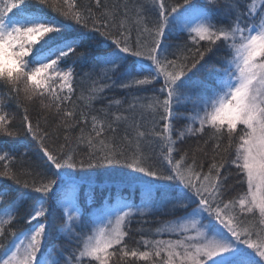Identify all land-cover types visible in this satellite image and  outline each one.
<instances>
[{
  "label": "snow or ice",
  "instance_id": "snow-or-ice-1",
  "mask_svg": "<svg viewBox=\"0 0 264 264\" xmlns=\"http://www.w3.org/2000/svg\"><path fill=\"white\" fill-rule=\"evenodd\" d=\"M0 187V264H264V0H0Z\"/></svg>",
  "mask_w": 264,
  "mask_h": 264
},
{
  "label": "trees",
  "instance_id": "trees-1",
  "mask_svg": "<svg viewBox=\"0 0 264 264\" xmlns=\"http://www.w3.org/2000/svg\"><path fill=\"white\" fill-rule=\"evenodd\" d=\"M214 63H215V58L213 57L211 60H209L208 64L205 65L204 69H202L201 72L198 73V75H202L208 68L212 67V65ZM116 95L119 96V95H122V93H116ZM3 194H4L3 188L0 187V195H3ZM102 195L103 194L99 190H97V192H96V204L93 207L99 206L101 199H102ZM5 198L7 199L8 197H5ZM30 205H31V202H26L24 207L21 208L20 214L23 215L28 210ZM53 215H54L55 220H54V222L52 224V228H51V237L47 243L50 245H55L57 248H59L60 246H62L64 244L63 239L57 238V227L60 223V218L62 215L61 210L59 208L55 209ZM177 215H181V213H177ZM137 219H139V218H137ZM145 219L148 221H151V223L144 225V227L155 229L156 227L159 226L157 223L158 220H160V219H171V217L147 216V217H145ZM22 227H24L23 224L17 225V228H22ZM132 227L135 229V228L139 227V225H137L135 222H133ZM137 238H138V236H137ZM164 238H166V237H164ZM52 258L53 259L59 258L58 255L56 254L55 250L53 252Z\"/></svg>",
  "mask_w": 264,
  "mask_h": 264
},
{
  "label": "rangeland",
  "instance_id": "rangeland-1",
  "mask_svg": "<svg viewBox=\"0 0 264 264\" xmlns=\"http://www.w3.org/2000/svg\"><path fill=\"white\" fill-rule=\"evenodd\" d=\"M166 237V236H165ZM167 238V237H166ZM51 259H53L52 257H51Z\"/></svg>",
  "mask_w": 264,
  "mask_h": 264
}]
</instances>
